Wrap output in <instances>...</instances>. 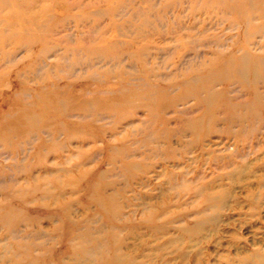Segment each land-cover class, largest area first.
I'll return each instance as SVG.
<instances>
[{
  "label": "rangeland",
  "instance_id": "obj_1",
  "mask_svg": "<svg viewBox=\"0 0 264 264\" xmlns=\"http://www.w3.org/2000/svg\"><path fill=\"white\" fill-rule=\"evenodd\" d=\"M0 264H264V0H0Z\"/></svg>",
  "mask_w": 264,
  "mask_h": 264
},
{
  "label": "bare ground",
  "instance_id": "obj_2",
  "mask_svg": "<svg viewBox=\"0 0 264 264\" xmlns=\"http://www.w3.org/2000/svg\"><path fill=\"white\" fill-rule=\"evenodd\" d=\"M245 59H246V61L247 60H249V59H251V58H248V56L247 57H245ZM237 65H238V67L240 68L239 70L241 71V65H242V63H243V61L241 62V60H239V61H237ZM241 63V64H240ZM239 70H238V72H239ZM243 70H244V68H243ZM255 73V71L252 73V74H254ZM242 74V73H241ZM243 79V78H242Z\"/></svg>",
  "mask_w": 264,
  "mask_h": 264
}]
</instances>
